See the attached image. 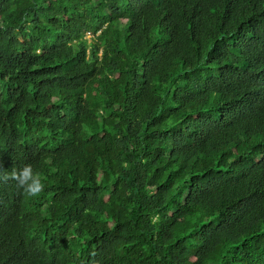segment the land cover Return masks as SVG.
Instances as JSON below:
<instances>
[{
	"label": "trees",
	"instance_id": "16d2710c",
	"mask_svg": "<svg viewBox=\"0 0 264 264\" xmlns=\"http://www.w3.org/2000/svg\"><path fill=\"white\" fill-rule=\"evenodd\" d=\"M0 264H264V0H0Z\"/></svg>",
	"mask_w": 264,
	"mask_h": 264
},
{
	"label": "clouds",
	"instance_id": "9594fccd",
	"mask_svg": "<svg viewBox=\"0 0 264 264\" xmlns=\"http://www.w3.org/2000/svg\"><path fill=\"white\" fill-rule=\"evenodd\" d=\"M12 178L17 181V186L30 196H36L42 190L43 184L33 167L25 165L18 173L14 172Z\"/></svg>",
	"mask_w": 264,
	"mask_h": 264
}]
</instances>
